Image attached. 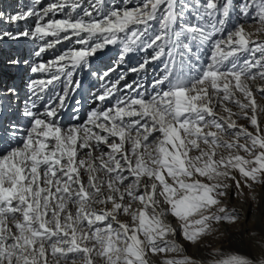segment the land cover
Returning <instances> with one entry per match:
<instances>
[{
  "label": "snow or ice",
  "instance_id": "1",
  "mask_svg": "<svg viewBox=\"0 0 264 264\" xmlns=\"http://www.w3.org/2000/svg\"><path fill=\"white\" fill-rule=\"evenodd\" d=\"M40 4L7 19L36 17L19 35L44 42L37 57L68 46L32 66L49 78L30 81L26 126L0 148V264H204L178 236L198 245L239 223L241 210L225 201L245 188L250 201L254 186L264 187V104L256 98L264 84L252 87L264 82V0ZM110 45L119 50L115 66L91 71ZM129 54L137 65L121 70ZM83 69L100 81L98 103L82 120L74 108L76 122L65 126L62 110ZM214 251L207 264H253Z\"/></svg>",
  "mask_w": 264,
  "mask_h": 264
},
{
  "label": "bare ground",
  "instance_id": "2",
  "mask_svg": "<svg viewBox=\"0 0 264 264\" xmlns=\"http://www.w3.org/2000/svg\"><path fill=\"white\" fill-rule=\"evenodd\" d=\"M53 2H55V0H41V4L37 5V10L41 7H46L49 3ZM85 3H87V0H85ZM30 4L31 0H0V12L4 13V17L0 18V105L7 109L6 122L0 129V148L6 147L11 143L14 131H18V129L26 126V118L22 116V113L24 110V103L31 94L28 87L30 81L49 78L50 73H33L31 71L32 66L34 64L47 63L48 61L53 60L56 56L65 51L68 46L67 42H61L54 49H48L42 53L41 56H36V52L44 42L30 35L27 37L19 35V33L24 31L30 32L34 28L36 17L30 16L24 20L14 22H10L7 19L8 16L15 15L17 12L27 11ZM56 18H61V14L57 13ZM4 32L12 33L16 38L13 39L7 36H2ZM46 39L52 38L46 37ZM34 47H36L34 52H27L28 49L30 51V49H33ZM14 50L16 52H14ZM116 50L117 48L115 46L110 45L107 46L105 51L97 54L95 59L90 61L91 71H97L98 69L107 70L108 67L115 66L116 61L119 58V55L118 57H116V55L114 56ZM17 51H19V53ZM129 56L131 59L129 60L126 58V62L120 65L121 70H127L128 68L137 65L139 56L136 54H129ZM13 61H15V63H13ZM27 70H29V72ZM8 71L12 72L10 73ZM23 71H26L27 73L25 74L27 80H25V78L24 80L20 79ZM51 71H55V69H51L50 72ZM148 72L155 75L159 70L157 69V66L153 64L148 68ZM76 74L77 77H79V80L83 82L82 86L77 89L78 93H75L78 98H73V100L72 98L68 99L67 106L62 110V119L65 126L76 122L68 117L69 110L72 111L74 108L79 107V115L82 120L87 111L90 108L95 107V104L98 103L93 101V93L99 88L100 81L95 76H92L88 69L80 70L77 73H74V76ZM84 76L85 79H83ZM64 79L65 77L61 76V80L63 81ZM127 79L131 82L132 80L137 79V76L133 73H129ZM3 84H5V88L2 87ZM254 84L252 86L253 88L264 84V82L256 81ZM9 88H14L17 95L8 94L7 90ZM257 98L264 104L263 96L257 95ZM77 101H80L79 105H77ZM72 106L73 108L70 109ZM13 124L17 126L16 129H13ZM239 206H241V218H246L249 222L253 223L252 232L251 234L246 233L244 230L245 228L238 231L234 230L235 232L226 229L225 237L230 242V251L226 254H241L250 260H257L263 256L264 252V203L257 209L250 208L247 212H245V209H248L249 206L246 205V203H239ZM121 219L126 218L121 217ZM168 220L174 227H178L179 222L173 217L169 216ZM225 226L227 227V225ZM178 239L186 248L188 255L193 256L198 260H202L204 264L218 258L214 251L217 250V242L208 244L206 241H201L198 245H193L184 241L182 237L178 236ZM226 254L223 253L222 255L226 256ZM153 259L155 260V258Z\"/></svg>",
  "mask_w": 264,
  "mask_h": 264
},
{
  "label": "rangeland",
  "instance_id": "3",
  "mask_svg": "<svg viewBox=\"0 0 264 264\" xmlns=\"http://www.w3.org/2000/svg\"><path fill=\"white\" fill-rule=\"evenodd\" d=\"M249 30L250 31H255V25H252V26H250L249 27ZM13 45V44H12ZM35 49H36V47H34L33 49L31 48L30 49V51H29V49L27 50V52L29 53V52H34L35 51ZM14 52H16L15 50H14ZM18 53H19V51H17ZM26 52V53H27ZM118 53V54H117ZM116 55V57H118V55H119V50L117 49L116 50V53L114 52V56ZM207 55H210V53H205L204 54V58H205V60H206V57H207ZM113 56V57H114ZM113 64V63H112ZM157 66V65H156ZM157 69L158 70H160V68H159V66H157ZM28 72H29V70H27ZM8 72H12V71H8ZM25 74H27L26 73V71H23L22 72V74H21V76H20V79H22V80H24V78L26 77L25 76ZM100 74V73H99ZM76 76V77H75ZM74 76V79H79V77H77V74ZM91 77V76H90ZM97 78V77H96ZM83 79H85V76H84V78ZM87 79V78H86ZM25 80H27L26 78H25ZM83 82V81H82ZM81 82V83H82ZM261 82V81H260ZM21 83V82H20ZM255 83V82H254ZM253 83V84H254ZM263 83V82H262ZM253 84H252V86H253ZM255 85V84H254ZM3 88H5V84H3V86H2ZM90 89V88H89ZM88 89V90H89ZM4 90V89H3ZM76 92H77V90H76ZM76 92H73V93H70V95H71V98H72V100H73V98H78V97H76ZM76 93V94H75ZM264 97V96H263ZM257 98V97H256ZM257 102L259 103V104H263L261 101H259V99L257 98ZM73 108V106L70 108V109H72ZM75 113L73 112V111H70L69 110V115H68V117L71 119V117L74 115ZM241 124H245V125H247V122L245 121V120H240L239 121ZM261 122H262V124H264V117H262L261 118ZM251 130V129H250ZM258 190H260V191H258ZM263 190V191H262ZM252 192H254L255 193V199H252V200H248V195H249V192H250V190L249 189H247V188H245L244 189V192H245V196L244 197H241V198H236V197H233L230 201L229 200H226L225 201V204L228 206V207H236V208H238V209H240V207L241 206H239V203L240 204H245L246 203V205H248L249 206V204L251 205V208L253 209H257V208H259L260 206H262L263 205V203H264V187H261L260 185H256V186H254V188L251 190ZM261 193H262V195H261ZM237 201V202H236ZM252 227H253V223L252 222H249V220L248 219H246V218H244V219H242L241 218V220H240V222L239 223H237V224H235V225H232V226H222V227H219L218 229H217V231H215L214 233H212L211 235H208V236H206V237H204L203 238V240L202 241H206V242H208V244H213V243H215V242H217V250H218V253L220 254V255H222L223 253H227V252H229L230 250V242H229V240L225 237L226 236V232H225V230L226 229H230L232 232L235 230V231H238V230H241V229H243V228H245L244 230H245V232L246 233H249V234H251V232H252ZM234 231V232H235ZM225 238V239H224ZM221 239V240H220ZM229 244V245H228ZM229 247V248H228ZM226 251V252H225ZM228 254H226V256H227ZM261 260H264V252H263V256H261L260 258H258L257 260H251L252 262H253V264H260V261Z\"/></svg>",
  "mask_w": 264,
  "mask_h": 264
}]
</instances>
